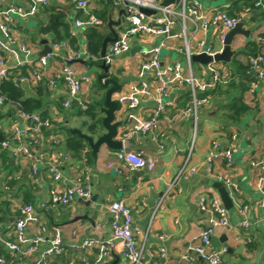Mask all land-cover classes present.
Instances as JSON below:
<instances>
[{
	"label": "crops",
	"instance_id": "1",
	"mask_svg": "<svg viewBox=\"0 0 264 264\" xmlns=\"http://www.w3.org/2000/svg\"><path fill=\"white\" fill-rule=\"evenodd\" d=\"M0 1L1 10L10 5L26 8L29 5L28 0ZM236 1L202 0L199 2L206 10L229 7L226 9L230 11ZM240 1L238 0L237 16L246 21L245 29L250 31V36L235 37L233 50L238 52L233 56L232 61L202 65L193 63L191 60L193 76L200 84L209 86L205 90L208 94H201L200 96H204L199 97L210 96V101L200 106L198 110L196 144L188 165L189 168L194 167L197 172L188 179L185 177L178 179V176L189 155L191 141L195 135V117L193 115L186 117L182 113L183 110L193 105V94L189 85L171 84L166 101L172 105L162 115L160 127L154 132L136 135L125 142L130 151L141 153L145 158L156 162L153 171L132 170L124 162H118L115 156L117 151L111 150L106 145L100 148L97 155L93 154L95 157L90 156L92 150L89 145L78 155L68 148L66 142L74 135L70 132L72 129H79L95 138L106 132L102 124L104 114L100 111L104 103L100 95L104 93V90H101L99 86L97 89L90 85L93 76L88 73L91 67L85 63L87 61L73 62L78 75L91 77V82L85 85L81 94L83 106L74 103L71 108H64L63 102L67 97L66 85L62 81H58L55 86L49 85V79L55 77L63 66V58H54L50 61L44 79L35 87L23 86L28 95H36L40 87L44 88V114H42L51 121V126L44 131L42 145L35 155L44 153L45 160L42 162L35 159L29 160L2 146V141L13 126H23V124L19 118L20 110L17 109V105L0 104V136L2 137L0 140V217L6 218L0 223V258L5 260L4 264H36L43 251L49 247V243L46 242L40 246L37 253L28 256L12 253L9 250L8 243H18L16 221L20 216L21 208L28 205L36 208L42 225L47 227V238L50 239L54 234L59 233L64 241L62 255L48 258L42 264H69L72 261L74 264H95L99 249L94 247L84 252L78 246L88 238L100 241L110 239L113 216L109 211V205L115 200L124 201L131 210L134 226L142 232L139 245L145 244L146 250L153 251V258L148 254L145 255L147 263L178 264L182 257L187 255L193 264H208L203 257L192 250V247L196 245L197 237L207 225L208 215L201 210L200 202L205 199L209 204L207 196L218 194L208 184V181L221 182L219 177L231 178L239 185L240 191L237 198L233 200L234 208L228 211L229 226L216 230L212 250L227 249V252L221 256L222 264H264V209L259 206V203L264 201V185L262 188L257 186L259 170L253 164L260 160L264 147V80H258L256 75L250 71L249 66L251 57L264 55V42L259 40L264 38V8L263 10L261 8L251 10L242 6L244 2ZM48 2L47 7L58 6L67 11V20L71 23L70 32H75L76 40L78 39L76 46L84 49L86 46L85 27L80 29L81 35L77 37V32L72 25L73 19L76 21L82 19L77 16L79 10L73 0H48ZM91 6V13L95 16L97 13L103 14L107 11L109 21L121 22L120 27L116 28L118 34L121 32L125 25L123 9L114 8L111 3L107 5L102 0L93 1ZM45 8L40 7L35 17H20L24 22L17 18L19 16L11 17L8 24L12 29V38L16 42V46H11L12 50L26 45L31 51V59L40 58V53L44 49L42 41L48 40L50 43L52 39L50 36L40 35L37 32L39 22L48 18L49 13L44 12ZM29 20L34 21L36 27H30L31 21ZM176 28L179 26L174 27L173 30ZM190 29L193 36L192 47L193 44L195 46L194 50L191 48L192 56L204 54L206 48H210L215 54L222 52L224 46L221 36L226 35L227 30L209 28L193 35L194 27L190 26ZM179 34L180 29L178 33L169 37L148 35L134 37L129 51V56L134 59L133 69L124 74L119 73V69L116 66V68L113 67V63L117 62L118 65L125 56L122 55L109 64L113 72L112 78L122 85V90L113 96L115 101H118L122 94L134 92L132 91L134 87L141 89L144 84L147 86L134 96L139 103L137 108L131 111H125L122 108L118 110L117 120L123 122L117 137L119 141H122L125 126L149 118L157 104L153 75L142 72V62L149 58V53L165 43V47H162L160 51V60L164 67L179 65L183 70V75L189 76L188 60L184 51L183 39ZM253 34H255L254 38L249 40ZM81 41L84 42L83 47L79 43ZM202 42L205 51L199 52L197 46ZM135 48L139 50L134 54L131 53ZM163 49L168 51V55L163 56ZM205 54L213 57L208 53ZM7 57L9 65H14L13 56L9 54ZM214 70L220 72V78L215 79ZM101 73H103L102 70ZM241 80L246 87L243 98L249 111L240 118L238 123H234L225 118L227 112L223 105L230 104L233 97L240 93ZM232 81L238 86L237 88L232 86L229 89L232 94L230 97L218 93L212 94V91L220 85L226 91ZM253 86L255 89L252 92ZM90 105H96L98 109L99 123L96 135L89 131V125L92 123L90 116L80 114V111H87ZM75 108L80 111L74 112ZM227 150L232 153V163L220 158L210 170L206 163L210 154ZM59 160L63 180L57 182L49 172L48 165L50 162ZM112 164L121 167L123 173L119 174L111 167ZM85 174L88 175L92 187L91 200L96 198V202L87 206L84 202L90 200L77 198L68 206L49 204L48 209L40 207L43 202L49 200L52 189L64 190L66 183L69 185L77 182L83 183ZM174 181H177L175 188L158 207L159 199ZM240 207L248 208L247 215L240 214ZM86 215L89 216L88 219L82 218L72 223L76 217ZM243 221H247L248 226H243ZM40 231V224L29 226L25 241L21 244L22 248H29ZM158 235H164L165 239L161 241ZM75 246L78 249L74 248ZM159 247L165 249L166 258L160 255ZM82 257H86L87 261L83 262ZM116 258L119 259L118 264H129L120 258L119 245L113 248L104 264L112 263Z\"/></svg>",
	"mask_w": 264,
	"mask_h": 264
},
{
	"label": "built area",
	"instance_id": "2",
	"mask_svg": "<svg viewBox=\"0 0 264 264\" xmlns=\"http://www.w3.org/2000/svg\"><path fill=\"white\" fill-rule=\"evenodd\" d=\"M95 0H73L74 5L78 10H82L87 16V20L78 19L76 25L80 28L88 26L100 25L101 21L94 14L91 13V4ZM255 2L259 8H264V0H247ZM29 5L26 7L10 5L6 9H0V80L10 79L12 77L14 84L17 87L23 86H36L40 83L46 73L48 72V65L54 58H63V66L55 77L49 79V85L55 86L58 81L64 82L67 87V97L63 102V107L69 109L74 103L83 106L81 101V94L86 84L91 82V77L86 75H78L77 70L73 66V61L76 60H96L87 50L79 49L78 46H70L68 41L55 42L50 40L51 52L46 56L39 59H31V51L26 45L18 47L17 50H12L11 46H16V42L12 38V29L8 21L13 16L22 18H31L38 15L40 7H47L48 0H28ZM164 0H112L114 8H121L125 14V25L121 32L118 34V39L109 44L105 57H101L102 61L110 64L116 56H122L128 53L131 49V42L134 37L139 35L148 36H166L174 27L179 26L180 37L183 39L184 51L188 60L189 76L183 75V70L179 65L165 68L160 60V51L165 47V43L149 53V58L142 62L143 74H152L155 81V91L157 92V104L152 110L149 118L142 119L135 124L124 127L122 136L123 148L116 152V160L124 162L132 170H148L153 171L156 167V162L152 159L145 158L141 153L130 151L125 142L136 135H145L156 131L160 127L162 115L172 105L166 101L169 95V87L171 84L176 83L179 86L189 85L192 90L193 105L183 110L182 113L186 117H195V135L191 141V148L186 162L180 171L178 179L190 178L194 176L197 170L194 167L189 168V162L192 157V151L196 144L197 134V114L199 107L210 101V96L200 98L199 93L205 92L208 85L200 84V82L193 76L192 70V43L193 36L191 35L190 26H193V35L198 31L206 30L209 28H220L230 31L235 28L241 19L238 16H231L226 8H214L206 10L204 6L197 0H180L177 3L165 6ZM0 7L2 3L0 1ZM149 9L154 11L155 14L147 15L141 9ZM72 37L76 38V33L71 32ZM168 39V38H167ZM225 35L221 36L223 43ZM264 42V38L259 39ZM199 52L203 50L204 43L198 46ZM6 53V55H5ZM214 56V52L210 48H206V52ZM11 54L15 60L14 65H9L8 55ZM250 71L256 75L258 80H264V55H257L250 58L249 61ZM215 79L220 78L221 74L217 70L213 71ZM144 84L141 89H146ZM134 87L131 93L122 94L118 98L119 109L131 111L138 107L139 103L135 94L141 90ZM252 87V92L254 90ZM0 104H4V98H0ZM19 118L23 126L14 125L10 133L2 141V146L7 149L13 150L18 155H23L29 160H38L42 162L45 160V154L41 153L36 155L37 149L42 145L44 138V131L51 126V121L46 118L42 112L28 113L19 111ZM130 121V120H129ZM215 147H218L215 145ZM224 158L228 163H232V153L227 150L225 152H212L207 159V165L210 170L214 168L215 162ZM259 170L257 186L262 188L264 185V147L261 151L260 160L253 163ZM116 169L119 174L123 173L121 167L115 164L111 165ZM36 170V168H35ZM48 170L54 177L55 181H62L63 174L61 172V161H53L48 165ZM85 181L83 183L65 184L64 190L52 189L50 191V198L41 204V208L48 209L49 204L68 206L73 203L77 198L91 200L92 187L90 179L85 174ZM221 182L228 188L233 200L237 198L240 191L239 185L231 178L219 177ZM177 179V180H178ZM177 181H174L168 191L159 199L158 207H160L167 195L175 188ZM209 204L203 199L200 202L201 210L207 213V225L201 230L196 239V245L192 250L197 255L203 257L208 264H222L221 256L227 252V249L222 251L212 250V243L218 228H228L229 219L228 211L223 207L219 194H212L207 196ZM259 206L264 209V201L259 203ZM109 211L113 216L112 222V236L107 241H100L99 239L88 238L78 248L87 252L91 248H98L99 255L95 264H104L113 248L117 245L120 246V258L129 264H149L145 261V255L148 254L153 258L154 253L151 250L145 249V244L139 245V239L142 235L140 229L134 226L133 215L131 210L127 207L124 201L115 200L109 205ZM240 214L247 215L248 208L240 207ZM32 224H40L41 231L35 237L33 244L27 248H22L21 244L25 241L27 228ZM243 226H248L247 221H243ZM47 227L42 225L40 217L36 213V208L28 205L21 208L20 216L16 221V236L18 243H8L7 246L12 253H20L21 255L28 256L35 254L39 251L40 246L46 242L49 247L43 251L39 261L36 264L44 263L48 258L58 257L64 252V241L59 233L54 234L50 239L47 237ZM158 238L163 241L164 235H158ZM78 249L76 246L74 247ZM163 258L167 257V253L163 247L158 249ZM82 261L86 262V257H82ZM5 260L0 258V264H4ZM69 264H74V261ZM178 264H193L191 259L185 255Z\"/></svg>",
	"mask_w": 264,
	"mask_h": 264
},
{
	"label": "trees",
	"instance_id": "3",
	"mask_svg": "<svg viewBox=\"0 0 264 264\" xmlns=\"http://www.w3.org/2000/svg\"><path fill=\"white\" fill-rule=\"evenodd\" d=\"M102 1L107 5L110 3L112 4V0H102ZM240 2H244L242 6H244L245 8H250L251 10L254 9L256 10L257 8H259V7H255V2H249L246 0H241ZM239 9H241V7ZM44 12L49 13L48 18L45 21L39 22L37 32L40 35L50 36L55 42L68 41L70 46L72 47L76 46L77 40L71 35L70 32L71 23L67 20V14H68L67 11L58 6H49L44 9ZM228 13L231 16L238 15V0L234 3L233 9L228 11ZM77 16L79 18H82L81 20L88 19V16L82 10H79L77 12ZM96 17L101 20L102 24L88 26L85 28L84 31V36L86 39V48L88 52L93 57L96 58V60H88L87 62H85L90 67L97 63L100 66V63H102L101 53H102L103 42L107 37L112 36L107 25L109 21V15L107 11H105L103 14L97 13ZM250 45L253 44L250 43ZM0 54H3L1 50H0ZM77 61H82V60H76L73 62H77ZM241 82L242 83H240V85L242 87L240 93L233 97V100L231 101L230 104L223 105V108L227 112L225 114V118L232 120L234 123H238L240 118L245 116L249 111V107L246 105L243 98V94L246 90V87L244 86L243 80H241ZM232 86L236 87L238 86V84L234 85V81H232V83H230V85L227 87L226 91H224L223 87L220 85L219 87H216V89L212 91V94L218 93L230 97L232 94H230L229 89ZM236 88L234 90H236ZM201 94L207 95L208 93L202 92L199 94V96ZM43 96H44L43 87H40L38 89L36 95H28L26 93L25 88L17 87L14 84L12 77L10 79L0 80V98H4V104L6 105L7 104L17 105V109L19 110L28 113H33V112L43 113V108H44ZM203 96L204 95L200 97ZM97 110L98 109L96 105H90L87 111L85 112L80 111V114H86L90 116V118L92 119V123L89 125V131L94 135L98 134L97 127H98L99 119H98ZM66 143L68 145V148L77 155L82 151H84L86 147H88V144L84 140L79 138L77 135H72L71 138H69ZM90 154H91L90 156L95 157L92 152ZM5 219H6L5 217H0V223Z\"/></svg>",
	"mask_w": 264,
	"mask_h": 264
},
{
	"label": "water",
	"instance_id": "4",
	"mask_svg": "<svg viewBox=\"0 0 264 264\" xmlns=\"http://www.w3.org/2000/svg\"><path fill=\"white\" fill-rule=\"evenodd\" d=\"M180 0H164V5H170L179 2ZM143 13L147 15L155 14L154 11L149 10V9H141ZM245 20H241L239 24L233 28L232 30L228 31L225 35V39L223 42V50L220 53L215 54L213 57L204 54L200 55H193L192 56V62L193 63H200L202 65H208L212 62L220 63V62H225V63H230L232 61L233 56L237 54L238 51L233 50V44L235 37L238 35H243L245 37L250 36V31L245 29ZM121 22H114L113 20H110L108 23V27L110 29V32L112 34L111 37H107L104 42H103V47H102V53L101 57L106 56L107 48L109 44L115 42L118 39V32H117V27H120ZM179 32V28H176L172 30L169 33V36L174 35ZM42 44L44 45L43 51L40 53V57L46 56L48 53L51 52V47L49 45L48 40H43ZM138 48H135L131 51V53H135L138 51ZM120 58V56H116L113 58V60ZM100 69L103 71L98 78V86L101 90H104V93L100 95L101 98L104 99L103 107L100 108L101 113L104 114V119H103V127L105 129V133L100 135L99 137L95 138L92 135L85 134L79 129H72L70 132L74 135H78L79 138L84 140L92 150L94 155H97L100 148L103 145H106L108 148L114 151H119L123 148V142L119 141L117 139L118 134H119V129L122 127L123 122L117 120V112L119 110V105L118 102L113 99V96L115 93H118L122 90V85L114 80L112 78L113 72L111 69V65L106 64L105 61H102ZM2 137L0 136V140ZM208 184L211 185L219 194L220 199L222 201L223 207L227 210L230 211L234 208V201L231 197V194L228 190V188L224 185L223 182H213L208 181ZM96 198H93L92 200L88 202H84L87 206H90L91 203L96 202ZM82 218H89L88 215L85 217H76L72 223L81 220ZM226 238V236H224ZM119 259L116 258V260L112 263L108 264H118Z\"/></svg>",
	"mask_w": 264,
	"mask_h": 264
},
{
	"label": "rangeland",
	"instance_id": "5",
	"mask_svg": "<svg viewBox=\"0 0 264 264\" xmlns=\"http://www.w3.org/2000/svg\"><path fill=\"white\" fill-rule=\"evenodd\" d=\"M199 1L202 2V0H199ZM214 5H217V4H214ZM17 18L21 19L20 17H17ZM21 20L24 22L23 19H21ZM29 21H31V20H29ZM72 25H73V28L75 29V31L77 32V37L79 35H81V30H80L81 28L76 26V20L75 19H73ZM30 27H32V28L33 27H36V23L34 21H31L30 22ZM37 28H38V26H37ZM254 36H255V34H253V36H251L249 40H252L254 38ZM79 43H80L81 47H83L84 42L81 41ZM192 48H193V50L195 49L194 44H193V47ZM162 54H163V56L164 55L166 56V55H168V51L166 49H163ZM123 56H125V57L123 58L122 61H119L120 63H118V65L116 64L117 62L116 63L115 62L113 63V67L116 66L119 69V73H121V74H124V73L128 72V70L133 69V65H134V59H133V57H130L129 56V52L128 53H125ZM101 64L102 63H100V66H99L98 63L97 64H94L88 70V73L93 76V79H92V82H91L90 85L92 87H96L97 89H98L97 78H98V76L100 74V71H101L100 68H99V67H101ZM183 65H184V63H183ZM73 111L74 112H79L80 109L75 108ZM62 134H64V133H62Z\"/></svg>",
	"mask_w": 264,
	"mask_h": 264
}]
</instances>
